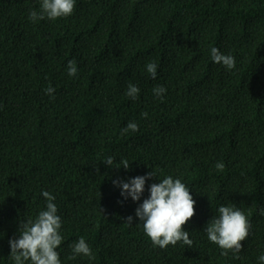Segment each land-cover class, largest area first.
Masks as SVG:
<instances>
[{"label":"trees","instance_id":"obj_1","mask_svg":"<svg viewBox=\"0 0 264 264\" xmlns=\"http://www.w3.org/2000/svg\"><path fill=\"white\" fill-rule=\"evenodd\" d=\"M39 4L0 0V264H14L9 240L46 208L42 191L63 222L61 264H261L264 0H75L71 16L32 22ZM212 47L235 68L215 63ZM129 83L140 89L136 100ZM156 86L167 89L162 99ZM129 122L138 131L122 134ZM123 160L128 169L116 167ZM152 170L139 201L113 183ZM168 175L196 201L183 226L191 248L154 247L135 216ZM221 205L250 221L238 254L222 256L204 231ZM80 237L94 259H69Z\"/></svg>","mask_w":264,"mask_h":264},{"label":"clouds","instance_id":"obj_2","mask_svg":"<svg viewBox=\"0 0 264 264\" xmlns=\"http://www.w3.org/2000/svg\"><path fill=\"white\" fill-rule=\"evenodd\" d=\"M74 9L75 0H40L39 10L29 11V20L32 22L44 19L55 21L71 16ZM210 56L215 63L222 64L227 69H233L236 66L232 55L222 54L216 47L210 49ZM67 71L71 77L77 75L75 60L68 62ZM146 71L155 79L157 64L147 63ZM44 91L54 99L55 89L51 85ZM166 91L167 89L163 86H156L153 89L154 95L161 99ZM139 92L140 89L136 85L129 83L126 96L136 100ZM147 115L146 112L141 113L143 118H147ZM129 131H138L137 123L129 122L122 129V134ZM103 162L108 166H113L114 158L108 156ZM129 165L126 160H123L116 167L128 169ZM215 168L223 171L225 165L223 162H218ZM153 176L156 174L152 170L145 176H137L127 182L118 180L113 183L121 188V196L124 199L131 197L135 202L141 199L146 180ZM149 192L148 198L144 199L135 209V216L142 222L143 231L153 246L166 249L169 245L175 246L178 242H183L191 248L193 241L189 238V232L183 229V226L195 214L196 201L190 194V189L181 179H174L168 175L159 183L151 184ZM42 195L47 200L46 208L39 211L34 219L29 218L26 222L20 223L19 237L9 240V257L14 264H61L57 249L63 241L60 232L63 222L57 214L55 197L48 191H42ZM217 211L218 215L208 222L204 230L207 239L222 249V256H227L229 252L238 254L242 249L241 242L249 236L250 221L247 215L234 205H221ZM260 214L264 215V208L260 209ZM132 222L133 216L130 215L126 218V223L131 226ZM71 248L74 255L69 259H75L79 255L87 256L89 259L95 258L84 237L75 241ZM258 259L261 264H264V254H261Z\"/></svg>","mask_w":264,"mask_h":264}]
</instances>
